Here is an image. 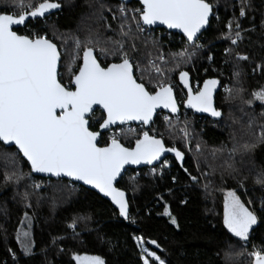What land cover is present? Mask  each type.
Here are the masks:
<instances>
[{"label": "snow or ice", "instance_id": "obj_1", "mask_svg": "<svg viewBox=\"0 0 264 264\" xmlns=\"http://www.w3.org/2000/svg\"><path fill=\"white\" fill-rule=\"evenodd\" d=\"M114 2V9L103 3L99 7L112 13L111 21L115 22V27L102 14L100 19L104 20L105 29L114 32L117 38L108 36L102 39L100 35L93 37L89 34L81 41L79 37L73 36V47L67 54L62 53L60 46L46 34L19 32L21 26L27 27L32 20L36 23H40L41 19L47 21L49 17L46 14L62 7L59 0H40L38 3L7 0L5 7L0 8V155L11 157L14 166L11 174L5 173V181L15 179L18 182L28 178L32 181L29 187L33 190L40 189L41 184L35 181L31 173L46 174L50 181L55 177V182L50 183L54 190H74L73 182H81L95 189L102 197L109 198L118 210L119 217L135 223L130 214L128 188L119 186L126 166H152L150 172L155 176L161 169L168 167L167 159H162L165 153H174L175 160L180 162L188 178L199 182L197 176L184 168V154L165 143V134L174 138L180 123L177 116L180 105L168 74L179 68L181 63L186 65L192 62L193 57L204 50L206 45L201 41L211 28L210 17L215 14L211 0ZM240 4L239 16L229 19L225 25L228 31L220 32L217 37L230 41V46L224 51L225 55L233 56L237 62L233 64V85L229 87L215 78L205 79L203 87L193 91L189 71L180 70L179 83L187 89L186 99L182 100L185 108L208 113L215 118L222 117V111L214 105V92L218 85L226 93L225 99L239 98L249 106L259 101L264 106V86L254 90L247 99L242 95L245 89L239 86L243 70L238 62L250 60L248 55L232 47L237 46L242 39L241 32L244 29L240 18L247 14L248 0H240ZM156 25L179 30L183 34L182 50L169 51L167 54L162 51L160 41L152 35L155 31L153 26ZM44 31H51L54 37L59 38L53 24H48ZM141 39L145 45L151 44L156 50L155 57L148 52L145 60V54L137 45ZM206 55L208 60H213L210 50ZM62 56L69 70L78 60L82 61L78 69L71 72L67 84L58 70ZM170 64H174L175 68L170 67ZM253 71L264 74V61L257 63ZM158 109H166L171 113V116H163V131L155 127L157 120L154 117L158 116ZM260 115L264 116V110ZM132 122L139 127H131ZM183 123L185 127L179 131L188 140V121ZM254 125L253 141L239 146L244 151H251L264 143V123L257 125L255 118H250L248 128L253 129ZM125 139L129 140L127 145L123 142ZM13 146L14 150L9 151ZM237 150L234 145L230 154H235ZM22 162L29 166L28 173L20 168ZM157 162L159 169L155 166ZM172 180L175 182L177 177L173 176ZM129 181L128 187L133 192L137 191L138 178L129 177ZM253 182L264 192V170L253 177ZM239 186H245L243 180ZM167 191L172 194L171 188ZM27 199L26 193L23 197L25 208L31 207ZM156 199L164 201V194L158 192ZM181 203L186 201L182 200ZM247 203L252 205L255 202L249 200ZM259 204L260 212H264V197ZM162 206L163 215L179 229L177 218L169 211L168 204L165 202ZM89 219L87 216L74 217L67 225L73 239H79L76 231L79 222ZM258 219L256 210L246 207L240 195L235 191L227 192L223 205V226L231 234L227 237L229 250L237 244L241 250L246 248L250 230L258 223ZM20 223L29 227L27 230H17V241L24 256H33L31 217L27 212ZM62 239L56 237L52 243L56 244ZM132 239L140 250L141 264H168L155 250L166 252L157 239L146 238L143 234H133ZM148 245L154 248L150 249ZM8 251L12 253L15 264V252L12 249ZM240 254L239 251H225V257L229 259ZM249 255L252 264H264V248L257 249L253 245ZM72 262L106 264V260L99 255H72L69 264Z\"/></svg>", "mask_w": 264, "mask_h": 264}, {"label": "trees", "instance_id": "obj_2", "mask_svg": "<svg viewBox=\"0 0 264 264\" xmlns=\"http://www.w3.org/2000/svg\"><path fill=\"white\" fill-rule=\"evenodd\" d=\"M27 2L38 3L40 0ZM59 2L62 4L60 12L53 14L47 21H33L27 27L20 28V34H46L65 54L73 47V36L79 37L81 41L89 34L93 37L100 35L102 39L108 36L117 38L114 32L105 29V22L100 19L102 14L115 27V22L111 21L112 13L99 7L103 3L114 9V0ZM6 3L7 0H0V8H4ZM211 3L215 15L211 20V28L201 41L206 47L193 57L192 62L186 65L181 63L179 68L168 74L180 103L186 99V93L179 83L180 70L189 71L194 91L201 87L205 79L215 78L229 87L233 85V64L237 62L233 56L225 55L224 50L230 46V41L217 37L220 32L228 31L225 25L229 19L239 16L240 0H211ZM246 11V16L240 18L244 29L241 32L242 39L237 46H232L236 51L250 57L249 61L238 62L243 70L239 86L245 89L242 94L245 99L254 90L264 86V74L253 71L257 63L264 61V0H248ZM48 24L55 25L59 38L54 37L51 31H44ZM152 35L160 41L161 50L166 54L183 48V36L179 34L155 29ZM137 45L145 54V60L148 52L155 57L156 50L151 44L145 45L141 39L137 41ZM209 50L213 60L207 59L206 53ZM63 61L64 56L60 74L67 84L71 72L76 71L82 61L78 60L71 70L65 67ZM170 67L175 68V65L170 64ZM196 83L199 84L198 87L195 86ZM225 96L226 93L221 87L216 99L217 108L222 111V117L218 120L197 116L181 105L178 116L180 123L174 132V138L167 133L164 137L167 146H174L184 154V168L199 178L198 183L188 178V174L180 167V162L173 157L167 158L170 168L155 176L151 174L150 168L126 171L119 186L128 188L130 214L135 223L122 220L117 209L108 200L79 184L73 183L74 190H54L50 183L55 182V179L50 181L32 173L35 181L41 184L40 189L33 190L29 187L32 181L28 178L18 182L15 179L5 181V173L11 174L14 166L11 157L0 155V264H14L13 255L8 249L16 254L15 264H69L71 256L77 254L99 255L106 260V264H141L140 250L132 239L133 234L157 239L166 252L155 250L168 264H252L249 253L253 250V245L257 249L264 248V212L259 210V201L264 197V192L253 182V177L264 170V143L258 144L251 151H244L239 146L253 141L255 125L253 129H249L248 121L255 118L257 125L264 123V116L260 115L264 106L259 101H254L251 106L245 105L239 98L232 100L225 99ZM164 115L168 114L162 112L156 118L155 127L160 131L164 130ZM185 120L188 121V140L179 131L185 127ZM123 142L127 145L129 140L125 139ZM234 145L238 150L235 154H230ZM11 150L14 147L9 151ZM25 165L26 162H22L20 168L28 173L29 166ZM133 176L139 181V189L135 192L128 187L129 177ZM173 176L177 177L175 182L172 180ZM242 180L245 185L243 188L239 186ZM205 185H208L207 189ZM168 188H171L172 194H169ZM232 190L240 195L246 207L256 210L259 218L258 223L251 229L249 243L243 250L239 244L228 249L227 237L231 234L223 226L224 196ZM158 192L164 194V201H157ZM26 193L27 203L31 205L28 208L24 207L23 200ZM182 200L186 203H181ZM249 200L255 203L249 205ZM165 202L169 211L177 218L179 229L171 225L169 218L163 215L162 205ZM25 212L31 217L33 256L23 255L16 238L17 230L24 227L20 221ZM84 216L91 219L79 222L76 229L79 239H73L67 225L74 217ZM56 237L63 239L53 244ZM58 248L63 251H58ZM226 250L233 253L239 251L241 254L233 255L229 259L225 257Z\"/></svg>", "mask_w": 264, "mask_h": 264}, {"label": "water", "instance_id": "obj_3", "mask_svg": "<svg viewBox=\"0 0 264 264\" xmlns=\"http://www.w3.org/2000/svg\"><path fill=\"white\" fill-rule=\"evenodd\" d=\"M62 8V7H61ZM61 8L60 9H54V10H51V12L50 13H48V14H46L48 17H51L53 14H56V13H58V12H60L61 11ZM213 11H214V7H213ZM212 18H213V16L212 17H210V20H212ZM31 19V18H30ZM41 20H44V19H41ZM33 21H35V20H32V22ZM155 29H164V30H166V31H168V32H170V33H176V34H179V35H181V36H183V34L182 33H180L179 32V30H175V29H167V27L166 26H164V25H156V26H153ZM20 28H25L24 26H21ZM19 28V29H20ZM60 66H61V64H60ZM60 66H59V72H60ZM189 80H190V86L192 87V81H191V77L189 76ZM218 80V79H217ZM219 81V80H218ZM181 85V87L183 88V85L182 84H180ZM201 87H203V83H202V85H201ZM220 86L218 85V87H217V90L214 92V105L217 107V103H216V99H217V95H218V93H219V91H220ZM184 89V88H183ZM192 89H193V87H192ZM184 91H185V93H186V96H187V89H184ZM194 91V90H193ZM176 94V93H175ZM179 102V101H178ZM179 105H180V110H179V112L177 113V116H179L180 115V113H181V105L183 106V108L185 109V110H187V111H190V112H192L193 114H195V115H197V116H200V117H207V118H210V119H212V120H218L219 118H215V117H211L208 113H198V112H195L194 110H192V109H188V108H185L184 107V105L182 104V103H180L179 102ZM157 112H158V114H160V113H162V112H164V113H166V114H168V115H171V113H169L168 112V110H166V109H158L157 110ZM157 117H154V119H156ZM131 125H136V126H139V125H137L135 122H132L131 123ZM167 146V145H166ZM14 147V146H13ZM168 157H173V158H175V155H174V153H165V156L164 157H162V159H167ZM159 163L157 162L156 163V165L155 166H157ZM152 166H148V165H139V166H137V165H129V166H126V171L127 170H129V169H141V168H151ZM126 173V172H125ZM124 173V174H125ZM34 176H36V177H41V178H46V179H49V177L46 175V174H39V173H32ZM51 179H55L56 180V178L55 177H52ZM74 184H79V185H81V186H83V187H85V188H87V189H89V190H91V191H93V192H95V193H97L98 195H100L101 197H102V195L101 194H99L95 189H91V187L90 186H87V185H82V183L81 182H73ZM127 197H128V193H127ZM102 198H104V199H106V200H108L110 203H111V200L109 199V198H107V197H102ZM112 204V203H111ZM113 205V204H112ZM114 207H115V205H113ZM118 211V210H117ZM121 218V217H120ZM122 220H124L123 218H121ZM150 247H152V248H154V246H151V245H149ZM156 250H159V249H156Z\"/></svg>", "mask_w": 264, "mask_h": 264}, {"label": "built area", "instance_id": "obj_4", "mask_svg": "<svg viewBox=\"0 0 264 264\" xmlns=\"http://www.w3.org/2000/svg\"><path fill=\"white\" fill-rule=\"evenodd\" d=\"M198 85H199L198 83L195 84L196 87H198ZM131 127H133V128H137L138 126H136V125H131ZM167 162H168V161H167ZM170 166H171V164L168 162V167H165V168L161 169V170H160V174L162 173V171H163L164 169H168V168H170ZM156 167L159 169V164H158Z\"/></svg>", "mask_w": 264, "mask_h": 264}, {"label": "rangeland", "instance_id": "obj_5", "mask_svg": "<svg viewBox=\"0 0 264 264\" xmlns=\"http://www.w3.org/2000/svg\"><path fill=\"white\" fill-rule=\"evenodd\" d=\"M139 127V126H138ZM233 191V190H232ZM229 192V191H228ZM236 192V191H235ZM237 193V192H236ZM227 194V192L225 193V195ZM224 199H225V196H224ZM255 226V225H254ZM253 226V227H254ZM28 227H29V225H27V224H24V227L21 229V230H27L28 229ZM251 231V230H250ZM31 233H32V229H31Z\"/></svg>", "mask_w": 264, "mask_h": 264}]
</instances>
